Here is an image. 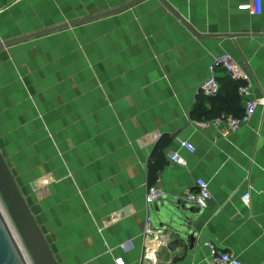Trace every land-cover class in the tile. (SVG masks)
Listing matches in <instances>:
<instances>
[{
  "label": "crops",
  "instance_id": "0c3cea01",
  "mask_svg": "<svg viewBox=\"0 0 264 264\" xmlns=\"http://www.w3.org/2000/svg\"><path fill=\"white\" fill-rule=\"evenodd\" d=\"M133 1L0 0V38ZM167 2L208 37L160 0H142L0 52V151L58 264H148L147 222L162 231L158 264H212L208 243L264 264V106L224 135L198 93L227 54L254 83L239 96L243 116L264 98V0L262 14L239 10L252 0ZM214 76L230 99L231 76L221 67ZM200 179L213 196L203 209L186 201Z\"/></svg>",
  "mask_w": 264,
  "mask_h": 264
},
{
  "label": "water",
  "instance_id": "95a60500",
  "mask_svg": "<svg viewBox=\"0 0 264 264\" xmlns=\"http://www.w3.org/2000/svg\"><path fill=\"white\" fill-rule=\"evenodd\" d=\"M142 1L136 0L127 5L112 11L85 17L75 20L58 27L43 30L26 36L4 40L0 38V52L17 44H21L33 39H37L46 35L60 32L69 28H73L88 22L103 19L105 17L116 14L120 11L132 7L135 3ZM172 14H174L187 28L198 38L203 36L192 27L168 2L160 0ZM0 198L6 209V212L19 235L21 242L30 257L33 264H58L54 254L52 253L31 209L24 197L16 179L9 169L4 156L0 151ZM184 208V207H182ZM159 210V208H158ZM186 210V209H183ZM160 211V210H159ZM193 212V210H190ZM192 247L196 245L197 239L194 235L189 236ZM163 247L160 248L159 257ZM0 264H28L23 252L21 251L14 233L12 232L8 222L0 210Z\"/></svg>",
  "mask_w": 264,
  "mask_h": 264
},
{
  "label": "built area",
  "instance_id": "2783aa9c",
  "mask_svg": "<svg viewBox=\"0 0 264 264\" xmlns=\"http://www.w3.org/2000/svg\"><path fill=\"white\" fill-rule=\"evenodd\" d=\"M239 10L248 11L251 14H262V0H252L251 3L243 4L239 6ZM224 68L226 72L231 76L234 81L242 83L238 88V94L241 98H250L252 96L254 90V83L249 80L248 76L242 72L240 66L236 64L232 58L225 54L219 58H216L214 63L212 64L211 70V78L206 81L200 88H199V95L204 97H215L220 92V86L214 76L216 68ZM258 106H264V98L254 99L248 101L246 103V111L242 118H235L230 115H222L221 117L215 119L213 123L217 126H221L225 124V128L223 130L224 135L229 134L231 132H235L242 123L246 122L256 111ZM181 148L188 150L191 153L195 152V147L187 142L182 141L180 143ZM170 160L176 163L179 166H186V160L180 156L178 152H174L170 156ZM158 198V191L155 188H151L149 190L147 201L153 203ZM213 199L210 187L208 182L203 179L197 181L196 184V191L189 192L186 195V201L191 204L196 205L197 207L203 209L206 208ZM251 196L249 193L242 196V201L246 204H250ZM0 210L4 214L8 225L10 226L16 241L24 254V257L28 264H33L30 257L28 256L19 235L17 234L7 212L3 205V202L0 198ZM109 221V220H108ZM162 235V231H157L152 229L150 222L146 223L144 236L147 240H150L147 248L144 252L143 261L148 264H158L157 256L161 240L159 237ZM154 236V238H153ZM206 246L210 250V261L212 264H244L242 263L235 255L221 251L217 248V246L213 243H208ZM170 264H178V263H170Z\"/></svg>",
  "mask_w": 264,
  "mask_h": 264
},
{
  "label": "trees",
  "instance_id": "16d2710c",
  "mask_svg": "<svg viewBox=\"0 0 264 264\" xmlns=\"http://www.w3.org/2000/svg\"><path fill=\"white\" fill-rule=\"evenodd\" d=\"M232 83H234L232 88V97L230 99H226L224 97H221V91L220 93L215 97H203L206 99H209L212 102V108L209 113V117L213 119H217L221 117L222 115H230L235 118H242L243 113L240 109V97L238 95V88L242 84L240 82H235L231 80ZM232 100V101H231ZM227 101L229 103H227ZM239 109L241 110L240 113H238Z\"/></svg>",
  "mask_w": 264,
  "mask_h": 264
}]
</instances>
